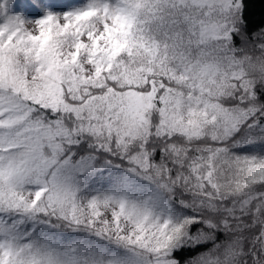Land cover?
Returning a JSON list of instances; mask_svg holds the SVG:
<instances>
[{
	"label": "snow or ice",
	"instance_id": "6c2138e0",
	"mask_svg": "<svg viewBox=\"0 0 264 264\" xmlns=\"http://www.w3.org/2000/svg\"><path fill=\"white\" fill-rule=\"evenodd\" d=\"M0 264H264V0H0Z\"/></svg>",
	"mask_w": 264,
	"mask_h": 264
},
{
	"label": "rangeland",
	"instance_id": "374dc122",
	"mask_svg": "<svg viewBox=\"0 0 264 264\" xmlns=\"http://www.w3.org/2000/svg\"><path fill=\"white\" fill-rule=\"evenodd\" d=\"M61 3L68 5L69 7L76 6L79 0H60Z\"/></svg>",
	"mask_w": 264,
	"mask_h": 264
}]
</instances>
